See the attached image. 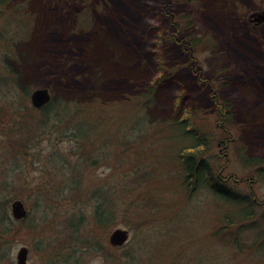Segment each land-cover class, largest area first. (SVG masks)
<instances>
[{
	"label": "rangeland",
	"instance_id": "1",
	"mask_svg": "<svg viewBox=\"0 0 264 264\" xmlns=\"http://www.w3.org/2000/svg\"><path fill=\"white\" fill-rule=\"evenodd\" d=\"M137 1L31 0L29 11L5 9L0 31L14 36L13 45L26 48L27 61L39 65L42 73L58 69L55 77L50 72L42 76L40 80L48 78L35 88L46 86L52 96L64 90L83 100L79 106L96 124L93 130L97 131V141L107 142L102 148L106 161L94 167L86 181H91L92 186L117 183L111 197L120 205L135 200L129 206L131 213L141 212L147 218L136 222L133 215L126 217L120 212L109 227L107 242L112 230L122 227L130 230L127 244L140 248L139 257L151 258L157 261L155 264H264L255 241L257 234L258 241L264 238V179L260 178L264 170L259 175L248 167L254 155L264 156V21L253 16L264 11V0H195L192 5L152 0L162 3L173 17L186 15L197 24L206 21L204 13L212 26L201 24L202 40L198 45L187 48L181 44L184 41L176 45L167 41L171 70L183 79L182 85L162 89L168 92L161 94L157 104L151 101L145 106L147 111L142 110L139 98L140 79L149 72L144 65L147 44L142 37L147 34ZM33 7L42 14L37 27L36 17L30 14ZM161 20L154 22L168 36L176 31L175 22L169 28ZM183 36L178 33V40ZM1 76L2 94L10 81L7 84V78ZM177 94L180 97L176 98ZM213 94L230 106L227 119L215 109ZM181 106L189 108L197 127L207 136L203 154L217 181L235 193L249 194L260 204V226L246 225L239 230L241 225L236 224L229 229L234 235L241 231L247 240L243 247L237 248L229 234L215 233L223 226L219 222L221 214L235 204L206 187L185 192L173 173L177 170L173 169L174 153L185 141L178 140L180 131L170 126L169 117ZM140 117L149 122L145 124ZM140 128L144 130L142 137ZM227 139L229 143L218 145ZM41 143L42 151L30 150L26 156L22 180L27 186L19 198L32 215L37 189L48 178L43 169L44 156L52 150L48 138ZM53 144L67 154L75 140L70 136L60 140L54 137ZM0 150L3 159L10 156L9 148ZM4 173L0 162V178ZM35 235L27 228L17 233L12 242L14 264L16 252L23 245L29 248V263L45 264V254ZM90 264L102 261L94 259Z\"/></svg>",
	"mask_w": 264,
	"mask_h": 264
},
{
	"label": "trees",
	"instance_id": "2",
	"mask_svg": "<svg viewBox=\"0 0 264 264\" xmlns=\"http://www.w3.org/2000/svg\"><path fill=\"white\" fill-rule=\"evenodd\" d=\"M138 1V9L142 13L140 19H143L141 24L147 34L146 37L142 36L147 44L144 65H147L149 71L140 79L142 87L139 90V98L142 101V110L145 108L147 111L145 106L151 101L157 104L161 94L168 92L164 90L176 84L182 85L183 79L171 70L170 57L167 58L168 44L176 45L178 41H184L181 44L187 48L198 45L202 40L201 24L210 27L212 24L204 13L202 16L206 21L199 18L201 21H198L200 25L198 27L194 18L189 19L190 17L186 15L182 18L173 17L167 8L161 6L162 3L157 4L152 0ZM176 1L192 5L195 0ZM31 6H33L31 0H0V18L9 7L28 10ZM30 14L36 17L34 24L37 27V19L42 17V14L34 7ZM152 15L156 16L153 18L154 21L163 19L160 22L168 25L169 28L175 22L176 31L168 36L164 28L152 21ZM183 17H186L185 20ZM55 25L52 27L55 28ZM178 33L184 34L181 37L183 40H178ZM33 40L34 36L30 42ZM13 41H15L14 36H10L6 31H0V71L2 72L0 74L1 78H7L6 83L10 81L9 84L7 83L9 86L5 87L2 94L0 93V137H2L0 149L10 150V156L4 159L0 153V162L5 171L4 176L0 178V264H14L12 242L17 233L24 228L38 235H35L36 242L45 254V264H90L94 259L102 261V264L157 263L150 261L151 258L139 257L140 248H135L133 244L115 247L107 242L106 234L109 227L115 223L120 212L126 217L128 214L133 215L136 222L147 218L141 212L131 213L129 206L135 200H131L128 205L124 203L120 205L115 197H111L118 188L117 183L106 185L99 182L92 186L91 181H86L90 171L106 161L102 148L107 142L97 141L95 135L97 131L93 130L97 129V126L79 106L82 99L72 96L73 93L61 90V93L54 95L51 102L43 108L32 107L29 96L36 86L45 82L47 76L44 80L40 79L50 71L46 69L42 73V68L34 65V61L30 64L25 56L26 48L14 46ZM44 41L48 42V40ZM167 41L168 44L165 46ZM57 73L58 69L55 72L53 70L51 75L55 77ZM103 80L104 77L102 82ZM94 81L98 83L97 80ZM177 97L180 96L177 94ZM184 99L181 100L182 105ZM221 105L223 109H230L224 101ZM191 114L188 107L181 106L169 117L170 126L180 131L176 137L185 141L174 153L176 164L173 165V169L176 167L177 170L173 173L179 177L183 191L190 192L206 187L209 192L220 196L222 200L235 204L234 208L227 209L226 213L221 214L219 222L223 226L215 233L225 232L233 238L237 248L243 247L247 244V240L240 234L241 231L234 235L229 229L236 224L241 225L239 230L246 225H254L253 228L260 226L258 223L262 216H259L257 209V205L260 204L249 194L235 193L217 181L209 159L203 154L205 147L207 149V136L197 127ZM230 116L232 118L233 114ZM140 118L145 124L149 122L146 117ZM140 129V137H142L144 130ZM63 136H70L75 140V145L67 154L55 148L53 144L54 137L60 140ZM46 138L52 149L44 156L46 163L43 169L48 174V178L37 189L33 208L35 214L29 212L25 218L15 219L10 207L13 200L22 197V191L27 186L25 180H22L27 163L26 156L30 150L40 148L42 151L41 142ZM252 159L254 162H248V167L255 169L253 172L261 175L264 170V156L254 155ZM7 171L10 175L6 176ZM260 178L264 179V176ZM257 235L255 239L256 243H259L257 250L261 252L259 257L263 258L264 238L258 241L260 237ZM159 264L165 263L160 261Z\"/></svg>",
	"mask_w": 264,
	"mask_h": 264
},
{
	"label": "water",
	"instance_id": "3",
	"mask_svg": "<svg viewBox=\"0 0 264 264\" xmlns=\"http://www.w3.org/2000/svg\"><path fill=\"white\" fill-rule=\"evenodd\" d=\"M253 16L258 21H264V11L262 12H255ZM30 97V101L32 107L36 109H41L43 106L49 104L53 98L50 89L46 86L35 88L32 92ZM26 204L22 199H15L12 201L11 205V212L15 219H23L28 215ZM130 230L127 228L116 227L112 230L111 234L109 235V243L115 247H120L125 245L130 239ZM29 248L25 245L21 246L18 249L17 253V263L16 264H31L28 261L29 256Z\"/></svg>",
	"mask_w": 264,
	"mask_h": 264
},
{
	"label": "flooded vegetation",
	"instance_id": "4",
	"mask_svg": "<svg viewBox=\"0 0 264 264\" xmlns=\"http://www.w3.org/2000/svg\"><path fill=\"white\" fill-rule=\"evenodd\" d=\"M213 98H214V102H215V109L217 110V112H220L219 115L222 117V118H225L227 119V115L230 113V110H227V109H223L222 105H221V99L217 98V96L215 94H213ZM231 140V139H230ZM229 139L227 140H220L218 142V145H221L222 143L225 144V143H229Z\"/></svg>",
	"mask_w": 264,
	"mask_h": 264
},
{
	"label": "bare ground",
	"instance_id": "5",
	"mask_svg": "<svg viewBox=\"0 0 264 264\" xmlns=\"http://www.w3.org/2000/svg\"><path fill=\"white\" fill-rule=\"evenodd\" d=\"M104 40H105V41H107V38H106V39H104ZM108 40H109V38H108ZM103 50H105V49H103ZM113 61H114V60H112V61H111V63H112Z\"/></svg>",
	"mask_w": 264,
	"mask_h": 264
}]
</instances>
